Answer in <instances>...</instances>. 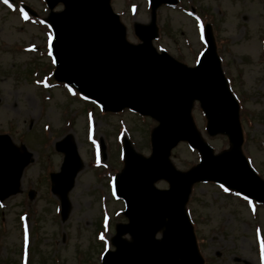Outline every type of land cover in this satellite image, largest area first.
<instances>
[{
  "label": "rangeland",
  "instance_id": "obj_1",
  "mask_svg": "<svg viewBox=\"0 0 264 264\" xmlns=\"http://www.w3.org/2000/svg\"><path fill=\"white\" fill-rule=\"evenodd\" d=\"M24 1L45 20L49 9L42 0ZM112 6L127 27L128 39L137 43L134 23L150 22L149 0H112ZM157 15L155 47L189 66L206 49L204 25L212 24L224 73L240 102L243 152L264 178V0H179L162 5ZM49 37V30L33 24L28 14L10 12L0 3V134L9 133L32 155L20 192L0 202L1 264L99 263L100 251L112 247L116 222L126 221L121 214L124 203L111 199L109 186L124 167L120 136L129 135L134 148L149 155V133L157 124L132 111L100 114L94 104H86L87 99L62 84L50 89L54 80L47 78L44 59H37L34 67L33 56L17 50L18 45ZM32 81L42 82L43 90ZM193 117L215 154L229 149L227 136L208 134L199 103ZM66 133L74 135L84 166L69 192L71 211L63 221L49 172L60 168L63 154L55 150L54 141ZM100 138L105 139L104 160L97 151ZM200 159L187 142L171 155L181 170ZM157 186L168 183L160 180ZM187 210L206 264H264V204L209 181L193 186Z\"/></svg>",
  "mask_w": 264,
  "mask_h": 264
},
{
  "label": "water",
  "instance_id": "obj_2",
  "mask_svg": "<svg viewBox=\"0 0 264 264\" xmlns=\"http://www.w3.org/2000/svg\"><path fill=\"white\" fill-rule=\"evenodd\" d=\"M163 1L176 0H152V22L135 25L143 42L132 44L110 0H48L51 8L59 2L66 6L49 17L57 33L53 44L58 63L56 77L106 108L128 106L160 121L153 132L151 157L137 154L126 142L127 165L117 177L116 189L127 201L125 214L130 222L117 225L113 238L116 250L106 254L104 264H203L185 210L191 185L198 180L222 181L264 201V181L249 167L241 151L239 105L224 77L209 26V49L197 67H187L165 51L159 53L153 39L158 35L156 9ZM196 99L209 119V133H224L230 138L232 148L220 156L213 155L196 130L191 117ZM6 140L0 142V180L8 183L9 190L2 198L17 192L31 156L23 153V160L16 157ZM180 140L199 148L204 159L186 173L176 170L169 160L171 149ZM57 148L64 151L65 159L61 172L52 174L53 190L60 196L66 218L71 207L68 192L83 162L72 135ZM228 158L232 166L218 168V162H222L217 160ZM217 168L219 172H215ZM159 178H167L171 188L157 189L154 181ZM160 229L163 238L157 239ZM126 233L131 234L132 241L122 237Z\"/></svg>",
  "mask_w": 264,
  "mask_h": 264
},
{
  "label": "snow or ice",
  "instance_id": "obj_3",
  "mask_svg": "<svg viewBox=\"0 0 264 264\" xmlns=\"http://www.w3.org/2000/svg\"><path fill=\"white\" fill-rule=\"evenodd\" d=\"M8 2V0H5V3H7ZM25 18H27V16H25Z\"/></svg>",
  "mask_w": 264,
  "mask_h": 264
}]
</instances>
